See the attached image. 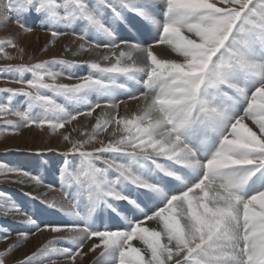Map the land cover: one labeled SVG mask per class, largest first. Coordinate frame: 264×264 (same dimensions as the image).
Instances as JSON below:
<instances>
[{
    "label": "snow or ice",
    "instance_id": "1",
    "mask_svg": "<svg viewBox=\"0 0 264 264\" xmlns=\"http://www.w3.org/2000/svg\"><path fill=\"white\" fill-rule=\"evenodd\" d=\"M9 19L20 31L0 38L6 60H23L17 41L36 27L73 35L72 57L99 59L0 66L16 74L0 79L21 85L0 87L2 127L64 129L56 148L34 153L60 157V199L24 193L63 219L38 223L0 191V264H84L90 254L93 264H264V0H2L0 27ZM121 91L139 101L131 115L119 113ZM97 109L94 123L80 120ZM0 178L57 187L6 161ZM39 231L69 246L15 257Z\"/></svg>",
    "mask_w": 264,
    "mask_h": 264
},
{
    "label": "bare ground",
    "instance_id": "2",
    "mask_svg": "<svg viewBox=\"0 0 264 264\" xmlns=\"http://www.w3.org/2000/svg\"><path fill=\"white\" fill-rule=\"evenodd\" d=\"M2 2V0H0ZM9 35L11 38H15V34L20 31V29L15 26L11 19L7 23ZM130 35H136V33H130ZM18 44L29 50L33 54V58H38L40 60H48L52 58L56 59H77V60H91L99 59V56L95 52H85L82 53L79 57H72L71 53L67 49H72L75 51L79 44V40H76L75 37L71 34L63 35L57 38H53L50 32L42 30L40 27H36L33 32L27 33L18 39ZM166 46L160 45L157 49L158 55H167V52L164 51ZM31 55V54H30ZM58 69L62 70L65 73L72 74L74 76H80L85 74L87 68H68L56 66ZM61 82L64 83H74L75 80L62 79ZM133 91H141L139 87L131 86ZM120 99L125 100L124 104H121L119 113L120 115H131L133 114L139 101L127 100V92L121 91L117 93ZM23 97L15 98V105L19 108H23ZM94 102L97 97L95 94L90 97ZM66 107L70 111L75 110L76 106L72 104H66ZM100 109H97L93 113V117L85 118L80 117V120L85 122H90V124L95 122L96 115L100 112ZM74 124L76 122H73ZM89 124V126H90ZM69 127L66 125V128ZM64 131V129L58 130L56 133H52L50 129L45 126L44 129L36 128L35 126L20 128L18 131L12 132L10 134V146L12 155L8 156L7 159L11 164H14L18 167H22L30 172L37 173L41 175L44 181V185L53 184L56 185V189L53 191H48L45 186H35V185H19L13 184L15 188L11 189V197L24 209L26 213H31L37 219L38 223L43 222H56L63 219V217L55 212V210L48 208L45 204L41 203L39 199L33 200L24 193L32 192L34 195L40 196L43 193L47 192L48 199H60L61 189L59 187L61 180L58 173V165H60V157L51 152H44L42 155L34 154L37 150H44L46 148H56V145L59 140V132ZM75 135V134H74ZM107 136V133L103 134ZM64 146L62 145L58 151H63ZM71 164L72 161H69ZM71 170V169H70ZM10 184V183H8ZM7 190V189H6ZM8 191V190H7ZM18 192V193H16ZM19 219V217H17ZM154 222L148 221L147 224L152 226ZM13 230H23L22 225L15 224L10 220L8 223ZM61 233H53L51 231H39L35 235L29 237V240L26 244L18 250L17 253L22 254L20 258H23L26 255L31 254L33 251H36L39 248H42L44 245L48 244L52 247L58 246H69V243L66 241H60L58 237ZM50 242V243H49ZM133 244L137 247H143L139 241H133ZM0 247L4 248L3 244H0ZM85 251L88 250L86 245ZM94 255L90 254L89 257L85 258L84 264L93 262Z\"/></svg>",
    "mask_w": 264,
    "mask_h": 264
},
{
    "label": "rangeland",
    "instance_id": "3",
    "mask_svg": "<svg viewBox=\"0 0 264 264\" xmlns=\"http://www.w3.org/2000/svg\"><path fill=\"white\" fill-rule=\"evenodd\" d=\"M0 38H11V36L9 35L8 26L0 27ZM6 51L8 53H10L11 55H13V56H18V52L15 49L8 48V49H6ZM32 56H33V54L29 50H25V55H24L23 60H21V59L6 60V59L0 57V66L6 65V64H9V63H11V64H20V63H35L37 61H40V59L33 58ZM15 75H16L15 73H0V77H13ZM30 78L31 77H30L29 74H25L24 79H30ZM20 86L21 85H19V84L10 82V80L0 79V87L17 88V87H20ZM5 95L6 94H0V100H3ZM9 118L11 119L12 117H9ZM2 125H3V121L0 120V161H6V162L10 163L9 160L7 159V157L12 155V152H10L11 151V146H10L9 139H10V134H13L12 133L13 131L5 129L4 127H2ZM0 179H2V178H0ZM9 187H11V189L15 188V186L12 183H10V184H8V183H0V191H4V192H6V193L11 195V193L9 192L10 190L8 189ZM16 193H18V192H16ZM10 220L11 219H9L7 221V223H9ZM0 250H3V248L0 247ZM17 252L15 253V257L20 258L22 256V254L17 253ZM88 264H93V262H90Z\"/></svg>",
    "mask_w": 264,
    "mask_h": 264
}]
</instances>
